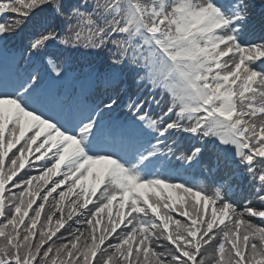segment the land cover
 I'll return each instance as SVG.
<instances>
[{
  "label": "snow or ice",
  "instance_id": "1",
  "mask_svg": "<svg viewBox=\"0 0 264 264\" xmlns=\"http://www.w3.org/2000/svg\"><path fill=\"white\" fill-rule=\"evenodd\" d=\"M0 264H264V0H0Z\"/></svg>",
  "mask_w": 264,
  "mask_h": 264
},
{
  "label": "rangeland",
  "instance_id": "2",
  "mask_svg": "<svg viewBox=\"0 0 264 264\" xmlns=\"http://www.w3.org/2000/svg\"><path fill=\"white\" fill-rule=\"evenodd\" d=\"M91 180V178H90ZM182 194V193H181ZM150 195H154V194H150ZM166 195V194H165ZM117 210V206L114 205L113 211L115 212Z\"/></svg>",
  "mask_w": 264,
  "mask_h": 264
},
{
  "label": "trees",
  "instance_id": "3",
  "mask_svg": "<svg viewBox=\"0 0 264 264\" xmlns=\"http://www.w3.org/2000/svg\"><path fill=\"white\" fill-rule=\"evenodd\" d=\"M254 222H259L257 218H254Z\"/></svg>",
  "mask_w": 264,
  "mask_h": 264
}]
</instances>
